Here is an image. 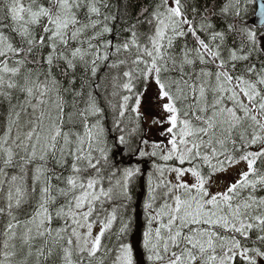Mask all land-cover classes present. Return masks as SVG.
I'll use <instances>...</instances> for the list:
<instances>
[{"label":"snow or ice","instance_id":"snow-or-ice-1","mask_svg":"<svg viewBox=\"0 0 264 264\" xmlns=\"http://www.w3.org/2000/svg\"><path fill=\"white\" fill-rule=\"evenodd\" d=\"M185 7L159 0L131 21L123 0H0V264H104L113 251L97 256L117 218L111 205L127 197L134 170L112 183L104 129L90 121L101 109L91 91L83 108L79 102L98 61L116 56L107 67L118 68L129 62L119 54L133 48L122 87L132 93L134 78L154 79L169 114L171 148L162 159L179 164L170 169L174 182L162 169L155 186L149 179V264H264V61L250 63L257 32L237 27L240 0L203 8L196 0L187 6L191 18ZM260 16L264 25V3ZM116 22L129 35L102 41ZM237 33L250 48L235 45ZM189 34L194 44L177 47ZM260 41L264 50V35ZM130 98L123 97L121 117ZM135 104L133 112L139 94ZM242 162L246 169L220 187L217 174ZM94 223L100 231L93 236ZM113 264H134L129 245L119 246Z\"/></svg>","mask_w":264,"mask_h":264},{"label":"trees","instance_id":"trees-1","mask_svg":"<svg viewBox=\"0 0 264 264\" xmlns=\"http://www.w3.org/2000/svg\"><path fill=\"white\" fill-rule=\"evenodd\" d=\"M241 1L242 0H240V6ZM194 2H196V0H181V3L186 6L185 11L189 18L192 17V12L190 7L187 6ZM211 2L212 0H198L201 8H203L205 3ZM228 2L229 0H216L217 5H223ZM247 2L248 5L254 6L253 10L255 13V3L253 0H247ZM109 3L116 5L120 4L121 0H109ZM123 3L127 5L129 19L134 21L142 7L149 6V10L151 11V7L159 3V0H123ZM247 7L245 8V6H241V12H244V14H242V19L238 24V28L244 24V17L248 14H245ZM112 11H115V9H112ZM140 19H143V17ZM227 20L230 22L232 16L229 15ZM216 22L219 26L224 23V20L218 19ZM125 26L126 25H124L123 22H116L115 31L111 34H105L104 37H102V41L113 39L116 42L115 37L117 33L120 34V40L123 41V39L129 35V33L122 31ZM139 29L142 32H147L149 26L146 23L141 24ZM201 35L203 36V33H201ZM261 35H264V33L258 31L256 50L251 53L250 59V63L255 64L257 67H259L261 62L264 61V51L260 47V40L258 44V39ZM185 39L190 47L194 44V40L192 39L191 34H189L186 38L178 39L177 47L182 46ZM205 39H207V37H205ZM234 40L237 47H240L242 43L246 46V50L251 47V42L247 41L245 37H242L238 33L234 35ZM111 51H114V48L111 49ZM126 53L129 52L122 51L119 54V59H125L127 57L129 61L128 64L120 65L115 69L109 68L107 67V64L112 61H117V57L112 56L110 61H98L99 68L95 77L91 76L90 71L88 72L87 78L92 86L84 89V95L80 99L79 107H84L83 100L87 99V93L91 91L95 97L97 106L101 109V113L99 116L90 117V121L94 123L99 119L100 124L104 129L103 136L105 143L102 146L107 148L108 163L106 165V170L115 171L116 173V175L112 177V183L115 184L116 180L123 181V173L126 169L134 170V175L128 183L127 197L120 196L111 205V207L117 208V218L113 221L112 226L105 231V234L102 237V249L97 253V256L103 257L104 249H112L113 251L111 254L105 258L104 264H113L119 246L123 243L131 247L134 264H149V261L147 260L148 253L143 242L144 231L147 225L146 221H148L149 215V211H146L144 208V204L149 195V179L151 177L153 186H155L156 182L161 178L158 169L163 170V176L165 178L166 173L171 168L179 166V164L175 158L167 161L162 159V156L168 151L167 147L170 146L168 140L171 135L167 132V128L170 126L168 124L169 114L163 110L162 106L159 107L161 113L157 118V124L150 130L148 136L147 123L143 120V116H138L132 111L134 104H129L130 99L127 102V107L124 109V116H120V105L124 103L123 97L125 95L132 97L135 95V92L139 94V96L140 94H145L146 86L145 82L134 78L133 93H128L122 87L123 83L127 82V78L123 76V71H126L131 67L130 60L135 54V49L133 48L131 53L127 56H125ZM101 54L103 53L101 52ZM224 55L227 56L226 51ZM140 67L142 68L143 65H140ZM80 71L82 70H78V76ZM133 76L135 77L136 73H133ZM113 77H117V79L113 80ZM96 85H99V87H96ZM77 87H79V84ZM148 94H153L152 88L148 89ZM67 98L70 102L71 96L69 95ZM80 130L82 131V128H80ZM120 136H124V143L120 142ZM149 136H153L154 142L152 146L148 145V148L147 143H149L150 140ZM154 145H158V147L154 148ZM140 150L146 154L140 155ZM153 151H155V155H152ZM187 166V164L184 165V167ZM216 179L219 183L221 182L220 175H217ZM104 184L105 187H107L108 181L105 180ZM157 203L160 202L158 201ZM61 223V221H54L53 227H57ZM125 223L128 227L123 233H121L120 229ZM92 264H99V261L93 259Z\"/></svg>","mask_w":264,"mask_h":264},{"label":"rangeland","instance_id":"rangeland-1","mask_svg":"<svg viewBox=\"0 0 264 264\" xmlns=\"http://www.w3.org/2000/svg\"><path fill=\"white\" fill-rule=\"evenodd\" d=\"M171 2L172 1H170V3ZM241 6H245V8L248 6L246 9L247 11L245 12V14L246 13H248V14L244 17V24L243 25L246 24L250 29H252L256 32L261 31L264 33V25H263V27H253L251 24V21H253V19H254V10H253L254 6L248 5L247 0H242ZM242 14H244V12H242ZM237 27H238V25H237ZM259 40H260V37L258 39V44H259ZM113 43H115L114 40H113ZM129 54L130 53H126L125 56H127ZM149 88H152L153 94H150V95L148 94ZM157 92H158V88L155 85L154 79L146 82L145 94H140V96H139L140 97V104L138 106V111L135 112L138 116L141 115L144 117L143 120L147 123V127H148L147 136H148L150 130L157 124V122H156L158 120L157 118L160 116V113H161V109L159 107H161L162 101H160V99L158 98V95H155V94H157ZM134 94L135 95L130 98L129 104H134V106H136L135 99H136L137 93L135 92ZM149 137H150V140H149V143H147V146L148 145L152 146L153 142H154V138H153V136H149ZM148 148H149V146H148ZM167 148L169 150L171 148V145ZM241 169H246V163L242 162L241 164L230 168L225 173H218L217 175H220V181H221L220 183L218 182L219 186L223 187L228 181L235 180L237 178V173ZM165 178L168 180H172L174 182L175 181V172H172L169 170L166 173ZM185 179L191 181L192 177L189 174V175L185 176ZM216 190H217V188L213 187L212 191H216ZM146 222H147V225H146L145 231H147V229H148V221H146ZM153 226H155V225H153ZM86 230H87L86 226H85V228L81 229V231H86ZM99 231H100V224L94 223L93 227H92L93 236L95 234L99 233ZM145 231H144V233H145ZM143 242H144V240H143Z\"/></svg>","mask_w":264,"mask_h":264},{"label":"water","instance_id":"water-1","mask_svg":"<svg viewBox=\"0 0 264 264\" xmlns=\"http://www.w3.org/2000/svg\"><path fill=\"white\" fill-rule=\"evenodd\" d=\"M254 2L256 3L257 10L254 15V19L252 23L255 27H263V25L261 24L260 11H261V4L264 3V0H254Z\"/></svg>","mask_w":264,"mask_h":264}]
</instances>
